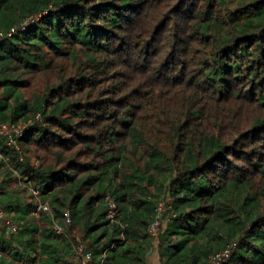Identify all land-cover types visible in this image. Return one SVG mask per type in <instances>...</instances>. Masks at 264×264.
<instances>
[{
  "label": "trees",
  "instance_id": "trees-1",
  "mask_svg": "<svg viewBox=\"0 0 264 264\" xmlns=\"http://www.w3.org/2000/svg\"><path fill=\"white\" fill-rule=\"evenodd\" d=\"M0 32V123L31 121L0 136V264H264V0H0Z\"/></svg>",
  "mask_w": 264,
  "mask_h": 264
},
{
  "label": "built area",
  "instance_id": "built-area-1",
  "mask_svg": "<svg viewBox=\"0 0 264 264\" xmlns=\"http://www.w3.org/2000/svg\"><path fill=\"white\" fill-rule=\"evenodd\" d=\"M32 19H29L26 24L31 22ZM15 29L11 30L9 32L8 36H11L12 32H14ZM5 35L0 32V39L4 37ZM41 118L40 115L36 117V120H39ZM31 124V121L28 123H19V124H12V123H5L2 124L0 123V136H4L6 138L7 145L9 146H14L16 149H19V139L23 136L25 129L28 127V125ZM1 154H0V159H1ZM8 159H5L7 161ZM0 193H2V187L0 186ZM35 196L39 195V191L35 190L33 192ZM108 206H109V211H108V219L111 223H115L117 221V217L119 214L118 208L114 202L109 200L107 198ZM40 210L44 211H49V206L48 204H40L37 207V210L34 212V215L37 214ZM166 211L165 209V203H161L158 208H157V218L155 221L149 225L147 231L148 233L153 236L157 237L160 226H161V219L163 216V213ZM0 223H3L4 225L9 226V232L12 234H18L19 233V228L16 224L12 223L5 215V211L3 208H0ZM72 224V220L70 217L69 212L66 213L65 218H64V225L65 226H70ZM55 229L58 234H65V227L56 225ZM229 254V250L219 253L215 255L214 257H211L209 260L208 264H222V260L227 257ZM1 253H0V258H1ZM75 260L79 261L80 264H92V253L86 251L85 247L80 244L76 248V256Z\"/></svg>",
  "mask_w": 264,
  "mask_h": 264
},
{
  "label": "rangeland",
  "instance_id": "rangeland-1",
  "mask_svg": "<svg viewBox=\"0 0 264 264\" xmlns=\"http://www.w3.org/2000/svg\"><path fill=\"white\" fill-rule=\"evenodd\" d=\"M22 79H26V76H22ZM29 81L31 83L29 85V88L22 90V92L24 93L26 99H29L32 94H35L39 89H41V88L43 89V87H44V78L42 76L34 75V77L29 79ZM1 91H0V99H4V96H2V92ZM126 150L128 151V157L129 158H131L132 160H135L134 158H137V157H138V159L140 158V162H141V165H142V162H144V159L146 158V156H144L142 150H136L134 148L133 144L127 145ZM133 152H136V155H134ZM142 156H143V158H142ZM34 161L35 160L32 159V162H34ZM11 178H15L14 175H11ZM1 181H4V178H2V176L0 175V182ZM27 185H30V184L28 183ZM28 191L32 192V194H33V192L35 190H33L32 188H29ZM156 250H157V244H156L155 250H154L155 254H156ZM157 264H159V261H157Z\"/></svg>",
  "mask_w": 264,
  "mask_h": 264
},
{
  "label": "crops",
  "instance_id": "crops-1",
  "mask_svg": "<svg viewBox=\"0 0 264 264\" xmlns=\"http://www.w3.org/2000/svg\"><path fill=\"white\" fill-rule=\"evenodd\" d=\"M154 250H152L148 256V264H157V261L159 260L158 252L156 250V254H155Z\"/></svg>",
  "mask_w": 264,
  "mask_h": 264
}]
</instances>
